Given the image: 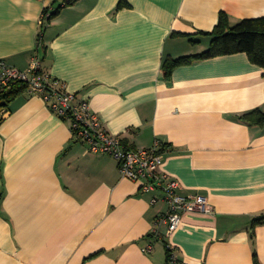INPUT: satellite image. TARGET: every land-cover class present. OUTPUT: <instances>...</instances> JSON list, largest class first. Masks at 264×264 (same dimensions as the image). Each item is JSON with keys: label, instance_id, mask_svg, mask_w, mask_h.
<instances>
[{"label": "crops", "instance_id": "1", "mask_svg": "<svg viewBox=\"0 0 264 264\" xmlns=\"http://www.w3.org/2000/svg\"><path fill=\"white\" fill-rule=\"evenodd\" d=\"M62 2L0 0V60L25 70L38 53L128 148L159 141L178 193L212 211L151 237L161 192L142 193L24 88L0 123V264H166L164 243L184 264H264V224L251 227L264 213V123L241 118L264 112V69L243 52L162 69L206 50L221 13L258 18L264 0H73L41 26Z\"/></svg>", "mask_w": 264, "mask_h": 264}, {"label": "built area", "instance_id": "2", "mask_svg": "<svg viewBox=\"0 0 264 264\" xmlns=\"http://www.w3.org/2000/svg\"><path fill=\"white\" fill-rule=\"evenodd\" d=\"M69 1L71 0H64L63 5ZM48 15V12L42 13L41 26L47 23ZM17 84L25 85L29 94L41 96L53 113L66 119L72 137L85 143L89 151L112 156L117 161L122 177L139 183L142 193L161 192V196L152 195L150 202L155 204L163 200L167 204V210L153 220L151 237H159L162 225H165L166 235H169L179 225L184 213L212 211L207 197L195 194L183 196L178 193L179 183L161 170L164 153L159 141H154L151 147L145 149L128 148L118 136L103 128L98 117L90 111L86 100L68 92L62 80L51 76L42 68L38 53L31 57L25 70L0 60L1 120L9 114V109L2 102L6 101ZM166 247L169 249L166 264H184L176 257L171 245L166 243ZM152 250L151 242L143 248L144 253Z\"/></svg>", "mask_w": 264, "mask_h": 264}, {"label": "trees", "instance_id": "3", "mask_svg": "<svg viewBox=\"0 0 264 264\" xmlns=\"http://www.w3.org/2000/svg\"><path fill=\"white\" fill-rule=\"evenodd\" d=\"M63 2L53 10L45 9L44 12H48L49 14L47 22L58 12L59 9H61L60 7L63 6ZM71 2L72 0L65 5L70 4ZM120 6L121 3H119L118 7ZM202 34L211 37L208 48L199 54L182 56L175 59L168 58L164 60L162 69L166 77L170 76L175 67L189 64L193 60L208 59L239 52L246 53L253 64L264 69V15L258 18L242 19L234 25H229L227 16L221 13L219 15L218 23L213 30ZM24 88L25 85L23 84L15 85L12 91L8 94L4 105L7 106L11 97ZM241 118L249 124L261 125L264 123V112L256 109L242 115ZM1 121L0 118V123ZM260 224H264V213L253 217L251 220L252 228ZM164 244L168 255L169 249H167L166 243ZM256 264L258 263L256 262Z\"/></svg>", "mask_w": 264, "mask_h": 264}, {"label": "water", "instance_id": "4", "mask_svg": "<svg viewBox=\"0 0 264 264\" xmlns=\"http://www.w3.org/2000/svg\"><path fill=\"white\" fill-rule=\"evenodd\" d=\"M2 104H4V102H2Z\"/></svg>", "mask_w": 264, "mask_h": 264}]
</instances>
